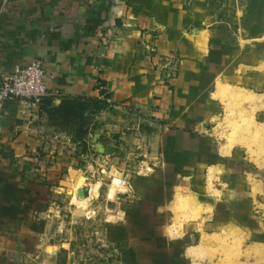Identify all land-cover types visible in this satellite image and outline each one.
<instances>
[{"label":"rangeland","instance_id":"1","mask_svg":"<svg viewBox=\"0 0 264 264\" xmlns=\"http://www.w3.org/2000/svg\"><path fill=\"white\" fill-rule=\"evenodd\" d=\"M161 7L153 19L163 26L141 30L150 69L138 100L115 109L105 100L98 110L109 113L92 119L100 118L73 155L85 176L76 179L99 181L98 195L80 207L51 193V264H264V166L252 153L264 143V0ZM219 85L223 103L212 98ZM231 132L249 143L227 149ZM71 170L65 185L76 181ZM115 176L125 191L112 199Z\"/></svg>","mask_w":264,"mask_h":264},{"label":"crops","instance_id":"2","mask_svg":"<svg viewBox=\"0 0 264 264\" xmlns=\"http://www.w3.org/2000/svg\"><path fill=\"white\" fill-rule=\"evenodd\" d=\"M165 4L166 0H0V78L38 58L49 92L35 106L11 100L2 109L0 264H51L57 256L52 255L56 244L47 237L51 223L44 222L54 204L51 193L55 189L64 199L73 192L65 185L70 169L71 180L85 177L76 172L80 163L73 155L96 121L109 113L87 109L82 122L66 114L62 102L109 99L115 109L116 103L136 100L142 72L150 69L149 52L141 40L147 35L141 30L158 28L154 22L163 26L164 20L160 25L153 15ZM217 93L218 87L213 100L223 103Z\"/></svg>","mask_w":264,"mask_h":264},{"label":"built area","instance_id":"3","mask_svg":"<svg viewBox=\"0 0 264 264\" xmlns=\"http://www.w3.org/2000/svg\"><path fill=\"white\" fill-rule=\"evenodd\" d=\"M49 95L44 78L41 59H33L26 65H16L13 71L0 78V133L1 113L5 102L15 100L21 104L35 106Z\"/></svg>","mask_w":264,"mask_h":264},{"label":"bare ground","instance_id":"4","mask_svg":"<svg viewBox=\"0 0 264 264\" xmlns=\"http://www.w3.org/2000/svg\"><path fill=\"white\" fill-rule=\"evenodd\" d=\"M226 93L227 92H226V89L224 88V85H219L218 86V93H217V95H226ZM234 107L235 106L234 105L232 106L230 103L227 104V109H230V108L233 109ZM242 119H244V117ZM240 122H242V123L240 124ZM246 124H248V122L243 121V120H241L239 122H235L233 124V126H232V129H233V131L235 130V133H237L238 130L240 131L241 128H243ZM249 124L252 126V122L251 121H250ZM258 138H259V132H258V134L255 135L254 139L255 140H258ZM228 140H229V143H228L229 146H227V149L230 148V145H233V144L239 142L241 140V137H236L234 139V137L232 136V132H231L230 135H229V139ZM241 142L247 143L248 142V137H243V135H242ZM263 147H264V143H263ZM263 147H259L258 150H253V148H252V153L255 156V161L260 166H264V157L262 155V153H263L262 152V148ZM78 178L76 179V181H75V183L73 185H71L70 183L67 184V185H70L75 192H77L78 189H82L84 187V185H85V184L81 183L80 182L81 180L79 181ZM81 179L84 181L85 177H82ZM99 184L100 183L98 181V183L97 182L94 183L92 185V187L89 185L91 187V194L92 195H95V196L98 195V190H99L98 187H99ZM124 191H125V189L123 188V185H122L121 180L117 176L113 177L112 180H111L110 188H109V194H108L109 195V198H112L113 199L115 197V195H116L117 192H121L122 193ZM70 196L73 198V203H75L76 206H80L81 207L82 205L85 204V202L88 201V198L80 197L78 194L77 195H74V192H71V191H70ZM119 215H120V213H119ZM175 229H176V232H177V231H179L180 228L178 229V227H176ZM230 253L231 252H229V254ZM233 262H234V260L228 257L226 263H224V264H236V263H233Z\"/></svg>","mask_w":264,"mask_h":264},{"label":"trees","instance_id":"5","mask_svg":"<svg viewBox=\"0 0 264 264\" xmlns=\"http://www.w3.org/2000/svg\"><path fill=\"white\" fill-rule=\"evenodd\" d=\"M62 105H67L65 113L73 115L74 117L82 118V122L84 120V116L82 115V111L87 109H100L106 105L105 99L97 100V99H86V98H69L62 102ZM83 116V117H82ZM81 122V123H82Z\"/></svg>","mask_w":264,"mask_h":264},{"label":"water","instance_id":"6","mask_svg":"<svg viewBox=\"0 0 264 264\" xmlns=\"http://www.w3.org/2000/svg\"><path fill=\"white\" fill-rule=\"evenodd\" d=\"M98 148L101 149V146L98 145ZM114 151H115V147L113 145H107V147H106L107 154H113ZM77 194L80 197H87L89 195V186L84 185V187L82 189L77 190Z\"/></svg>","mask_w":264,"mask_h":264}]
</instances>
